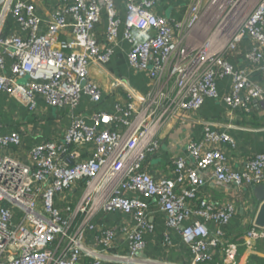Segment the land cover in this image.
<instances>
[{
	"label": "built area",
	"instance_id": "built-area-1",
	"mask_svg": "<svg viewBox=\"0 0 264 264\" xmlns=\"http://www.w3.org/2000/svg\"><path fill=\"white\" fill-rule=\"evenodd\" d=\"M157 1L125 0L123 21L129 64L151 78L152 88L141 92L116 77L111 86L121 88L124 99L111 111L96 110L88 123L76 108L83 95L94 104L103 100L90 67L114 53L122 24L114 0H58L47 22L32 0H0V93L14 94L23 83L30 112L42 95L48 106L71 115L64 133L32 147L26 161L11 153L21 148V134H0V264H102L103 256L85 245L91 234L107 251L124 239L126 253L113 258L130 264L155 230L151 202L166 214L167 228L180 231L196 264H235L241 246L255 250L264 240V228L254 224L241 244L227 237L236 204L199 196L205 185L200 171L207 168L218 185L264 184V152L252 155L244 170L234 169L225 148L235 146L232 135L206 120L202 138L189 141L187 156L176 159V180L156 179L146 168L163 126L185 123L207 98L248 113L264 103V84L227 58L246 38L255 40L248 58L264 74V0H191L188 17L173 22L153 11ZM103 7L109 23L101 49L94 29ZM8 16L20 32L3 34ZM227 77L231 88L220 95L219 81ZM101 212L122 213L133 223L108 226L97 220ZM164 244L172 246L169 230Z\"/></svg>",
	"mask_w": 264,
	"mask_h": 264
},
{
	"label": "crops",
	"instance_id": "crops-1",
	"mask_svg": "<svg viewBox=\"0 0 264 264\" xmlns=\"http://www.w3.org/2000/svg\"><path fill=\"white\" fill-rule=\"evenodd\" d=\"M32 1L37 6L38 15L45 22L49 20L58 3V0ZM141 1L137 0V2ZM114 2L117 14L122 20L115 43L111 45L114 53L107 62L96 61L90 67L91 80L104 89L103 100L99 104H94L88 96L83 95L81 103L76 108V113L85 115L88 123H91L89 118L96 110L111 111L117 100L124 99V91L121 88L113 90L111 86L116 77L127 79L141 92L150 90L153 85L147 74L135 71L129 64L130 43L125 37L123 24L126 16L125 0H114ZM190 3L191 0H158L153 11L171 22L184 21L188 17ZM108 23L109 16L106 8L103 7L100 21L94 29L96 42L101 49L107 46L105 33ZM17 32H20L19 24L8 16L3 34ZM62 37L64 38V34ZM254 44H256L255 40L246 38L235 53L228 55L227 58L235 68L248 69L253 81L264 84V74L256 69L248 58V52ZM21 84L15 87L14 94L0 93V134L12 131H18L21 134L23 141L21 148H13L11 153L14 157L26 161L32 147L64 133L71 123V115L69 109L48 106L42 95L38 96L37 110L30 112ZM231 85L229 77L221 79L219 81L220 95L226 94ZM206 120L213 121L218 129L228 131L232 135L235 146L225 145V148L228 149L230 164L234 169L244 170L246 161L252 155L264 152V103H255L253 110L248 113L232 111L221 99L207 98L200 109L188 113V120L185 123L171 120L160 130V148L146 162V168L153 177L160 179L170 176L174 180L177 179L175 161L180 156H187L186 148L189 141L202 138L203 122ZM200 174L205 180V185L201 188L199 196L210 199L215 204L226 202L236 204L237 213L224 230L227 237L241 244L247 229L254 224L261 203L255 198L253 187L218 185L212 176V168L201 170ZM177 191H181V186L177 187ZM148 217L155 224V230L146 233L145 249L138 253L130 264H196L180 231L167 228L166 214L153 202L150 203ZM97 220L105 222L108 226L123 222L133 223L129 216L119 212L111 214L101 212ZM210 225L213 229L214 225ZM168 230L171 233L172 246L164 244V232ZM85 245L103 256L102 264H120L118 259L113 258L114 253L124 254L127 251V242L122 238H119L118 244L111 251L97 245L92 234L86 238ZM256 246L255 250L241 246L240 256L235 264H264V240H260ZM255 256L259 257L258 261L255 260ZM221 258H223L222 255L217 254L216 260L220 261Z\"/></svg>",
	"mask_w": 264,
	"mask_h": 264
},
{
	"label": "water",
	"instance_id": "water-1",
	"mask_svg": "<svg viewBox=\"0 0 264 264\" xmlns=\"http://www.w3.org/2000/svg\"><path fill=\"white\" fill-rule=\"evenodd\" d=\"M253 193L255 198L261 202L255 216L254 225L259 228H264V184L254 186Z\"/></svg>",
	"mask_w": 264,
	"mask_h": 264
},
{
	"label": "trees",
	"instance_id": "trees-1",
	"mask_svg": "<svg viewBox=\"0 0 264 264\" xmlns=\"http://www.w3.org/2000/svg\"><path fill=\"white\" fill-rule=\"evenodd\" d=\"M255 260H257V261H258V260H259V257H256V256H255Z\"/></svg>",
	"mask_w": 264,
	"mask_h": 264
},
{
	"label": "rangeland",
	"instance_id": "rangeland-1",
	"mask_svg": "<svg viewBox=\"0 0 264 264\" xmlns=\"http://www.w3.org/2000/svg\"><path fill=\"white\" fill-rule=\"evenodd\" d=\"M25 81H26V79H22V80H21V82H25Z\"/></svg>",
	"mask_w": 264,
	"mask_h": 264
}]
</instances>
